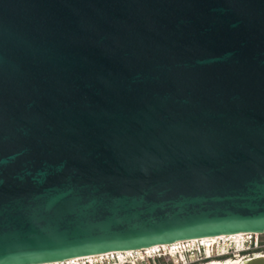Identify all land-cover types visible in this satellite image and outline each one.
<instances>
[{
  "label": "water",
  "instance_id": "water-1",
  "mask_svg": "<svg viewBox=\"0 0 264 264\" xmlns=\"http://www.w3.org/2000/svg\"><path fill=\"white\" fill-rule=\"evenodd\" d=\"M237 234H264V0H0V264Z\"/></svg>",
  "mask_w": 264,
  "mask_h": 264
},
{
  "label": "bare ground",
  "instance_id": "bare-ground-1",
  "mask_svg": "<svg viewBox=\"0 0 264 264\" xmlns=\"http://www.w3.org/2000/svg\"><path fill=\"white\" fill-rule=\"evenodd\" d=\"M247 235L248 234H237V235H231V236H219V237H208V238H202V239H196V240H189V241H178L169 245H163V246H154L151 248H147L144 250H140V251H127V252H114V253H107V254H102V255H95V256H89V257H82V258H74V259H70L64 262H57V263H51V264H83V262H88V263H93V262H97L98 260H104L107 257H110V254H114L118 260H122L128 257H132L134 255L139 254L144 255H151L155 252H162V251H170L171 253H176V249L178 246H181L182 243H187V246L192 247L193 245L197 244L198 242L205 244V253H207L210 258L209 259H215L216 257H214V255H210V248L213 246L214 248H219L221 249V246L219 244H217L218 242H227V240L233 241L236 244H239L240 241H244L245 239H247ZM256 236H259V234H254ZM264 235V234H263ZM246 237V238H245ZM242 243V242H241ZM222 244V243H221ZM227 244V243H225ZM239 248V247H238ZM137 253V254H136ZM169 253V252H168ZM171 253H169L171 255ZM220 254H218L217 257H225V256H229V252L223 253L221 254L220 250L219 252ZM235 253H240V251H237ZM131 254H133L132 256H130ZM167 254V253H166ZM206 254V256H207ZM213 256V257H212ZM239 255H237L236 259L239 258ZM197 258H201V257H197ZM235 258V257H234ZM208 258H201L200 260H209ZM240 259V258H239ZM178 260V259H176ZM188 260V259H187ZM179 261V260H178ZM186 261V260H185ZM199 261V260H198ZM180 262V261H179ZM178 262V263H179ZM194 261H190L186 264H191ZM236 263H240L241 261H235ZM182 263V262H180ZM231 261L228 262H211V263H207V264H230Z\"/></svg>",
  "mask_w": 264,
  "mask_h": 264
},
{
  "label": "rangeland",
  "instance_id": "rangeland-1",
  "mask_svg": "<svg viewBox=\"0 0 264 264\" xmlns=\"http://www.w3.org/2000/svg\"><path fill=\"white\" fill-rule=\"evenodd\" d=\"M246 238V237H245ZM244 241H246V239L244 240ZM251 241H256V238L254 239H252ZM251 241H248L247 240V242L249 243V242H251ZM241 242L242 241H240V243L239 244H236L237 245V251H239V249H240V244H241ZM220 243V244H219ZM222 243V244H221ZM226 242H218L217 244H219L220 246H221V249H219V248H215L214 249V247L212 246L211 248H210V255H214V251L216 250L217 252H219V250H220V252H221V254H223V253H226L227 252V250H229V247H230V243H228V244H225ZM258 243H259V245H258V248H257V252H259V254H264V235H259L258 236ZM227 247H228V249H227ZM239 247V248H238ZM178 248H181V246H178L177 247V249H176V251L178 250ZM226 248V249H225ZM254 248H251V250H253ZM171 253L170 251H160V252H155V253H153V254H151V255H147V254H144V255H139V254H137V255H134V256H132L133 254H131L130 256H132V257H128V259L127 258H125V260H119V261H127L128 263H130V262H133V263H135V264H185V263H188V262H190V261H194V262H196V263H200V262H203V260H199V261H196L195 259H196V257H195V259H194V257H190L188 260H186L185 262H183V263H180L178 260H176L175 258H174V256H172L173 255V253H171V255L170 256H172L171 257V259L168 257V255L166 254V253ZM207 254V253H206ZM220 254V253H219ZM163 255V256H162ZM167 255V256H166ZM149 256H151V258H153L154 256H157V257H159V259L158 258H156V257H154L153 259H148V257ZM245 256H247V257H249V255H245ZM245 256H243V257H245ZM185 257V256H184ZM237 257V255L235 256V258ZM239 257V256H238ZM130 258V259H129ZM162 258V259H161ZM216 258H222V257H216ZM215 258V259H216ZM142 259H144V260H142ZM105 260V259H104ZM104 260H99L98 262H100V261H104ZM179 262V263H178ZM193 262V263H194ZM83 263H85V262H83ZM195 263V264H196ZM192 264V263H191Z\"/></svg>",
  "mask_w": 264,
  "mask_h": 264
},
{
  "label": "built area",
  "instance_id": "built-area-1",
  "mask_svg": "<svg viewBox=\"0 0 264 264\" xmlns=\"http://www.w3.org/2000/svg\"><path fill=\"white\" fill-rule=\"evenodd\" d=\"M253 238L254 239L256 238V241H253V247L255 249H257L258 248V245H259V243H258V236H256V235H247L246 241L247 240L248 241H251ZM229 254H231V252H229ZM236 254L237 253H234V255H236ZM237 255H239V253ZM123 260H125V259H123ZM142 260H144V259H142ZM98 261L97 262H93V263H88V262L85 261V263H83V264H114V262H117L118 264H125L127 262V261H122V262L119 261L114 254H110V257H107L104 261H100V262H98ZM196 261H198V259ZM131 264H135V263L131 262Z\"/></svg>",
  "mask_w": 264,
  "mask_h": 264
},
{
  "label": "flooded vegetation",
  "instance_id": "flooded-vegetation-1",
  "mask_svg": "<svg viewBox=\"0 0 264 264\" xmlns=\"http://www.w3.org/2000/svg\"><path fill=\"white\" fill-rule=\"evenodd\" d=\"M249 244H251V243H249ZM252 248H254L253 246H252ZM252 252V253H251ZM256 254H259V252H257V249H253V250H251V249H249V250H247V251H245V252H243V253H239V258H234L236 255H234V253H231V254H229V256H225L227 259H229V260H227V259H224V260H220V262H228V261H231V259L233 260H236V261H242V258H244L243 256H245V255H249V257L250 256H253V255H256ZM218 255H214V257H217ZM213 257V256H212ZM228 257H230V258H228ZM245 257H247V256H245ZM205 258H210V256L207 254V256L205 257ZM211 261H208L207 260V262L205 261V262H200L201 264H207V263H211V262H216V261H219V260H214V259H210ZM196 262H194V263H192V264H195ZM197 264V263H196Z\"/></svg>",
  "mask_w": 264,
  "mask_h": 264
},
{
  "label": "clouds",
  "instance_id": "clouds-1",
  "mask_svg": "<svg viewBox=\"0 0 264 264\" xmlns=\"http://www.w3.org/2000/svg\"><path fill=\"white\" fill-rule=\"evenodd\" d=\"M252 248V245L251 244H249V243H246L244 246H242L240 249H244V252L245 251H247V250H249V249H251ZM243 253V252H242ZM184 256H185V260H187V259H189L190 257H194V259H195V256H193V255H189V253H185L184 254ZM201 257V256H200ZM114 264H118L117 262H114ZM125 264H131V262L130 263H128V262H126Z\"/></svg>",
  "mask_w": 264,
  "mask_h": 264
},
{
  "label": "trees",
  "instance_id": "trees-1",
  "mask_svg": "<svg viewBox=\"0 0 264 264\" xmlns=\"http://www.w3.org/2000/svg\"><path fill=\"white\" fill-rule=\"evenodd\" d=\"M252 253V252H251ZM228 258H230V257H228ZM159 259V258H158ZM162 259V258H161ZM224 259H227L226 257H222V258H216V259H214V260H224ZM205 261H207V260H203V262H205Z\"/></svg>",
  "mask_w": 264,
  "mask_h": 264
}]
</instances>
